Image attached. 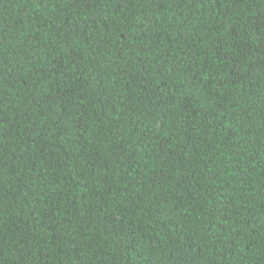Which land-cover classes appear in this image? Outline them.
Masks as SVG:
<instances>
[{"label":"trees","instance_id":"16d2710c","mask_svg":"<svg viewBox=\"0 0 264 264\" xmlns=\"http://www.w3.org/2000/svg\"><path fill=\"white\" fill-rule=\"evenodd\" d=\"M0 264H264V0H0Z\"/></svg>","mask_w":264,"mask_h":264}]
</instances>
